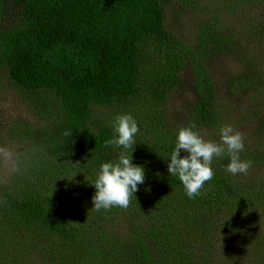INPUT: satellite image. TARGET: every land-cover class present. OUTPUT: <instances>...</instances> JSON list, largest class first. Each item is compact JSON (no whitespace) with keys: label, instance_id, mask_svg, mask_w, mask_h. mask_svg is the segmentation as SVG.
<instances>
[{"label":"trees","instance_id":"trees-1","mask_svg":"<svg viewBox=\"0 0 264 264\" xmlns=\"http://www.w3.org/2000/svg\"><path fill=\"white\" fill-rule=\"evenodd\" d=\"M257 1L227 0L225 6L230 10L228 5L247 7ZM169 3L0 0V86L11 84L16 91L42 102L46 96L59 110L54 127L35 139L34 157L27 165L32 166V176L20 182L13 179L12 187L0 184L1 244L5 231L3 245L19 240L15 242L24 249L35 248L47 264H83L87 251L97 252L95 242L109 244L112 250L108 251L125 255V264H196L199 258L198 264H212L211 240L222 237V241L229 238L235 243V264H264V234L254 229L250 239L249 222H245L254 212L252 207L246 208L245 202L250 204L253 198L255 210H264V178L234 177L225 170L227 155L214 158V177L206 182L200 195L189 199L178 178L170 177L159 166L167 162L161 158L173 151L179 131L160 126L150 114L139 124L137 141L147 154L139 158L135 155L133 163L144 165L146 180L135 195L139 206L144 199L140 190L172 189L176 195L165 199V204L154 201L149 212L145 208H93L95 188L91 184L99 167L116 160L121 152L105 146L113 136L112 122L122 113L133 116L145 106L144 101L159 105L166 100L183 71L179 52L193 53L194 59L209 58L216 50L231 55L235 54L232 48L244 40L264 47L252 41L264 39V20L245 18L239 24V31L245 33L200 25L195 48L185 49L166 28ZM249 26L255 30L247 32ZM147 40L160 44L164 55L172 52L176 71L161 78L154 65L140 57ZM194 72L197 93L189 124L201 136L207 130L214 139L221 128V108L216 103L219 94L208 79L204 61ZM239 81L248 83L252 78L247 75ZM253 152L250 149L244 160L250 161ZM25 181L29 185L22 188ZM179 199L186 210L180 216L176 210ZM123 227L131 228L127 240L116 236V230ZM170 234L184 244V251L171 242ZM255 239L259 244L253 249ZM40 240V247L33 244ZM187 247H198L202 254L183 256ZM90 256L88 261L92 258L95 262L99 253ZM88 257L89 253L86 260ZM117 260L104 264H115Z\"/></svg>","mask_w":264,"mask_h":264},{"label":"rangeland","instance_id":"rangeland-1","mask_svg":"<svg viewBox=\"0 0 264 264\" xmlns=\"http://www.w3.org/2000/svg\"><path fill=\"white\" fill-rule=\"evenodd\" d=\"M168 1L170 3L166 9V28L171 35L183 43L185 49L192 50L195 48L197 44L196 32L198 27L204 23L227 32L228 28L239 31V24L245 18L264 20V0H259L256 4L247 7L244 5L240 7L238 4L228 5L232 7L230 10H227V6H225L227 0ZM238 7L239 10H237ZM214 19L217 20L213 21ZM251 25L254 28L257 27V24ZM253 27H247L246 31L255 30ZM239 32L245 33L243 29ZM252 41L260 42L264 46L263 38L253 39ZM162 48L160 44L155 45L147 40L140 51V57L149 60L161 78L168 72L176 71L178 68L177 62L172 57L173 55H170L172 52L164 55ZM231 51L235 54L221 55L216 50V53L209 58L195 59L193 53L188 54L184 50L179 52L180 60L184 63V66H181L183 71L179 74L178 85L169 93L166 100L163 103L160 102L159 105L144 101L145 106L142 110L140 109L136 113L133 112V117L137 120L138 126L145 122L146 114H150L153 117L152 119L160 123V126L168 127L172 131L178 132L181 128L190 127L191 124L189 123L197 93L194 69L199 62L204 61L205 71H208V79L219 94L216 103L221 108V126L231 125L235 131L243 134L245 150L240 153L242 160L248 157L250 149L254 151L253 157H250L252 163L247 174L235 176H259L264 178V47L260 48L258 43H246L244 40L236 44ZM192 59L194 60L190 64ZM247 75H250L252 81L248 83L239 81ZM43 99L44 102L22 91H16V88L8 83L0 86V184L5 185L4 187H12L13 179L20 182L21 178L32 176L30 172L32 166L27 167V165H30L31 159L34 157L35 139L45 136L48 130L54 127V121L58 117V105L46 96H43ZM123 114L127 113L121 115ZM137 135L135 136L133 148L129 149L128 152L125 150L127 155H131L134 149L132 158L135 155L139 158L141 155L147 154V151L143 150L144 146L138 143ZM211 135L205 130L202 137L207 141L220 142V131L215 134L214 139H210ZM121 151L124 150L121 149ZM171 153L163 156L161 160L170 158ZM137 165L143 164L137 163ZM161 165H159L161 169L168 173L167 162ZM27 185H29L28 181L21 184L22 188ZM162 189L140 190L142 193L140 195L144 196L141 206H139L140 200L135 195L134 203H129V206L124 209L129 210L131 207L130 210L142 211L145 208V212H149L152 204H155L154 201H161L165 204L163 202L165 199L176 195V192L172 189H164L163 192ZM177 201L179 203L178 206L176 205V210L180 216V213L186 212V210L183 211L181 208L183 203L180 199ZM245 205L247 209L252 207L254 211L250 219L247 218L245 221L249 222L247 226L250 228L248 230L250 239L252 232L255 233L256 231L264 234V210H255L253 198L250 204L245 202ZM120 216H125V214ZM4 223L8 225L6 220ZM130 232L131 228L123 227L116 230V236L119 239L127 240ZM2 235H0V238ZM4 239L5 231L2 244L0 242V249L3 247V250H0V264H20L23 261L28 262V264H47L40 258L39 252L35 251V248L24 249L18 242H15L19 241L16 239L9 245H3ZM170 239L177 248L181 247L183 251L185 250L184 244L171 237V234ZM221 239L222 237L211 240L212 252L209 259L212 264H235L238 259L235 243L229 238L224 241ZM41 243L42 240L33 244L40 247ZM258 244L259 239H255L253 249ZM94 246L97 248V252L87 251L83 255L85 260L83 264H104L110 259H118L115 264H125V255L108 251L112 250V246L109 244L102 243L99 245L95 242ZM197 248L187 247V253L183 256H187L192 252H195L196 256L201 255V251L199 252ZM87 253H89V257L86 260ZM90 253H93L94 256L99 253V257L95 262L92 258L88 261L91 257ZM200 260V258L197 259L196 264Z\"/></svg>","mask_w":264,"mask_h":264},{"label":"clouds","instance_id":"clouds-1","mask_svg":"<svg viewBox=\"0 0 264 264\" xmlns=\"http://www.w3.org/2000/svg\"><path fill=\"white\" fill-rule=\"evenodd\" d=\"M111 126L113 136L105 141V146L132 149L139 132L137 120L130 114L118 115ZM193 128L190 126L179 130L175 147L170 158L166 159L170 177L178 178L189 199L200 195L206 182L214 177V158L227 155L229 163L225 170L234 176L247 174L252 163L240 158V153L245 150L244 137L231 125L221 126L219 143L205 140ZM133 151L131 155L121 151L116 160L100 165L96 179L91 184L95 188L92 197L95 210L127 208L131 198L139 191V186L145 183L146 169L143 165L133 163Z\"/></svg>","mask_w":264,"mask_h":264}]
</instances>
